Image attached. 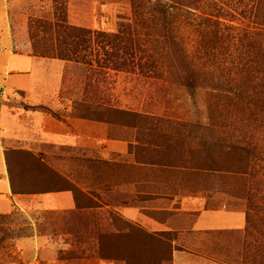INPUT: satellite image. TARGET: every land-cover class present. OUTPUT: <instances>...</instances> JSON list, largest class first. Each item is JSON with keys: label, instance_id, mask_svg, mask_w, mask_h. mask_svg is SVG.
Listing matches in <instances>:
<instances>
[{"label": "rangeland", "instance_id": "1", "mask_svg": "<svg viewBox=\"0 0 264 264\" xmlns=\"http://www.w3.org/2000/svg\"><path fill=\"white\" fill-rule=\"evenodd\" d=\"M134 1L182 9L177 41L195 74L186 65L168 69L161 39L146 13L134 15ZM256 2L0 0V51L3 40L23 55L45 49L32 37L47 39L41 28L54 22L59 5L69 25L90 32L87 64L32 57L53 65L42 75L56 82L53 111L63 118L71 111L83 135L122 144L118 153L99 150L105 143L74 152L73 164L93 161L76 177L103 189V209L73 212L43 232L58 246L24 255L16 239L32 232L22 217L0 216V264H174L177 252L202 257L188 255L189 264H264V27ZM191 74L193 93L184 86ZM231 145L238 149L228 151ZM128 207L136 220L119 214ZM219 210L238 215L244 227L193 231L201 211ZM150 224L168 231L153 233ZM64 234L71 235L65 244ZM176 238L191 242L173 245Z\"/></svg>", "mask_w": 264, "mask_h": 264}, {"label": "crops", "instance_id": "2", "mask_svg": "<svg viewBox=\"0 0 264 264\" xmlns=\"http://www.w3.org/2000/svg\"><path fill=\"white\" fill-rule=\"evenodd\" d=\"M1 45L0 216L23 218V226H27L32 235L16 239L15 246L24 255L36 256L47 246H58L52 236L43 232L64 224L63 216L79 210L103 209L100 201L103 189L99 185L97 188L91 187L83 179L78 181L76 176L89 169L84 161L71 163L72 157H78L73 155L74 152L86 151L91 146L105 143L107 147L98 149H111L113 153H118V147L122 144L112 139L83 135L82 122L72 119L71 111L64 110L69 115L64 118L53 111L50 105L59 102L56 82L42 77L53 65L40 63L27 53H15L10 41L3 40ZM24 155L30 156L35 164L18 162L16 157ZM61 163L65 166H61ZM74 189L75 192L72 191ZM90 204L94 205L88 206ZM118 212L130 220L137 219L138 213L134 208H123ZM196 220L193 227L196 232L244 227L238 215L228 214L224 210L201 211ZM150 225L153 233L168 231L159 225ZM62 237L63 244L65 239H71V235L64 234ZM100 237H96L97 242ZM61 242L58 241L59 244ZM186 242L190 244L191 240L176 238L172 244L182 246L178 243ZM188 255L202 259L177 252L172 257L174 264H189ZM208 264L212 263L208 261Z\"/></svg>", "mask_w": 264, "mask_h": 264}, {"label": "trees", "instance_id": "3", "mask_svg": "<svg viewBox=\"0 0 264 264\" xmlns=\"http://www.w3.org/2000/svg\"><path fill=\"white\" fill-rule=\"evenodd\" d=\"M133 13L134 15L140 18L146 13L151 20V28L155 30L158 34L159 39H161V43L164 47L165 60L168 66V69L172 65H179L182 67L186 65L187 68L193 65L192 60L186 55V51L184 47L180 46L178 43V34H177V20L182 11L175 6H166L159 1L154 3L147 2L145 4H138L135 1L132 3ZM264 6V0H257L256 5L254 7L255 15H259L260 20L258 25H262L264 27V13H259L260 8ZM186 13V12H185ZM56 16L54 22L45 21L44 28H41L40 24L42 22H35L33 24L38 23L37 27L45 30V35L47 39L39 38L38 33L33 34L32 41L35 43H43L45 41L46 46L45 49H42L40 52H33V54H27L28 56H37L44 58H51L65 62L72 63H85L87 64V58L85 57V53L87 52V48L91 45L90 32L88 30H84L75 26H71L67 22V12L63 8V6L59 5L56 9ZM263 17V18H262ZM40 21V20H39ZM199 25H203L205 29H211L213 23L209 19H201ZM48 36V37H47ZM98 36V35H97ZM204 39H207L204 37ZM207 44L206 42H204ZM192 72V69H191ZM195 74L194 72H192ZM184 86L187 90L193 93V90L196 87L195 78L191 74L184 80ZM228 151H233L238 149L235 145L227 146ZM247 153V150H246ZM87 162V159L83 160ZM87 163L93 164V161H88ZM72 191H76L75 189ZM141 231V230H140ZM139 231V232H140ZM1 234V232H0ZM146 234V233H144ZM172 246L171 243L169 245V258L171 257Z\"/></svg>", "mask_w": 264, "mask_h": 264}]
</instances>
